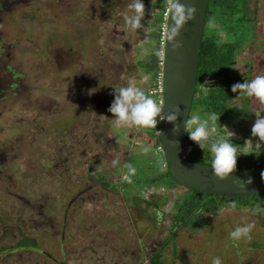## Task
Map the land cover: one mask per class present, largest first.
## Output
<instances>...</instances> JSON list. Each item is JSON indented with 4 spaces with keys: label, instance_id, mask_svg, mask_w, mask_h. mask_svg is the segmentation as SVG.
<instances>
[{
    "label": "rangeland",
    "instance_id": "rangeland-1",
    "mask_svg": "<svg viewBox=\"0 0 264 264\" xmlns=\"http://www.w3.org/2000/svg\"><path fill=\"white\" fill-rule=\"evenodd\" d=\"M130 2L77 0L60 11L70 13L60 22L55 21L56 11L43 12L41 17L49 21L38 23L36 34L27 35L30 41L36 35L40 47H28L34 58L28 63L32 76L25 82V100L0 117V150L7 148L10 156L4 165L7 173H0V248L15 241L9 247L15 264H50L33 251L37 248L54 255L61 264H147V254L166 243L171 203L181 189L168 190L164 182L149 187L146 178L155 171L146 164L161 162L163 155L159 148L147 154L142 151L150 144V128H117L108 111L115 89L129 83L148 90L157 101L162 99L158 93H149L150 81L142 70L152 52L149 42L161 2L142 0L145 15L138 30L124 20ZM235 6H243L242 11L214 15L205 28L211 33L230 28L223 37L239 44L230 71L249 81L264 74V0H236ZM77 37L81 39L75 41ZM67 50L71 51L68 58L57 64L54 52ZM229 106L228 120L219 126L235 133L231 142L240 146L238 151L244 154L239 156L264 152V142L251 134L256 116H264V103L238 92ZM192 109L188 118L207 116L201 108ZM218 131L228 137L226 129ZM185 132L188 134L187 129ZM114 159L119 163L114 165ZM125 164L136 169L130 183L123 180L128 173ZM25 200L35 206L22 207ZM149 201L157 207L145 205ZM39 203L46 207L43 216L36 207ZM252 210L221 205L213 214H201L196 232L191 234L186 228L176 232L175 257L170 246L162 249L161 263L212 264L219 257L222 264H264V211L253 214ZM157 213L161 214L159 220ZM41 220L59 223L52 228L54 234ZM246 223L255 225L251 239L233 240L230 233ZM19 231L35 243L22 239ZM7 233L13 241L1 236Z\"/></svg>",
    "mask_w": 264,
    "mask_h": 264
},
{
    "label": "trees",
    "instance_id": "trees-1",
    "mask_svg": "<svg viewBox=\"0 0 264 264\" xmlns=\"http://www.w3.org/2000/svg\"><path fill=\"white\" fill-rule=\"evenodd\" d=\"M160 2L159 11L158 13L156 12L157 19L154 24L155 30L151 33L150 37L152 43L149 42L152 52L147 55V58L142 64V70L148 75L151 90L155 87L156 78L161 71L158 66L159 56L157 55V51L162 24V13L164 11L166 0H160ZM235 2L236 0H207L197 59L195 78V89L197 92L195 97L192 96V105L190 107L195 110L201 108V111L206 115L213 112L217 113L219 115L218 125L227 122L228 115L231 111L229 100L238 93L232 92V86L236 83H243L245 79L236 74L232 75V72L230 71V67L233 64L234 53L239 46L237 42L226 40L225 37H223L226 36L230 28H226V30L212 31L211 33L207 32L205 27L208 20L214 15L219 13L232 15L238 11L241 12L243 6L238 9L235 6ZM145 92L148 94V90H145ZM245 97L248 98L246 95ZM242 112H246L245 107L242 108ZM161 123L162 121H160L154 129L150 128V131L147 133L151 151L159 148L158 135ZM181 150L188 161L211 167L212 154L208 147L206 146L203 150L198 145L193 147L189 135L186 132L183 134L181 141ZM162 161H165L163 155ZM146 165L148 170L151 169L152 171H155L154 175L146 178L149 187H154L164 182L168 190H174L178 187L182 192L179 196L174 198L171 203L173 212L171 223L167 228L168 235L164 238L166 243L156 251L147 254V264H162L161 251L168 246L171 247L172 255L175 257L176 248L174 238L176 232L181 228H186L191 234L196 232L201 214H213L221 205H228L230 207V201L236 202V208L255 209L254 207H258L264 211V194L236 196L214 194L201 195L177 184L170 176L168 170L166 172L159 171L160 162H153V164H150V167L148 164ZM261 166H264V152L254 151L253 153L239 156L236 169L256 168ZM122 185H124V183ZM164 200L167 201L168 196H165ZM145 205L152 208L157 207L156 203L151 201L146 202ZM140 212L143 213L144 211L140 210ZM28 241L33 244L35 243L32 239ZM253 247L260 248L262 246L259 244H253ZM143 258L145 259V257ZM137 264L142 263L139 261Z\"/></svg>",
    "mask_w": 264,
    "mask_h": 264
},
{
    "label": "clouds",
    "instance_id": "clouds-1",
    "mask_svg": "<svg viewBox=\"0 0 264 264\" xmlns=\"http://www.w3.org/2000/svg\"><path fill=\"white\" fill-rule=\"evenodd\" d=\"M172 17L176 21L177 26H173L169 32L168 39L172 42V49L177 50L182 47V42L176 38L179 35L178 25H182L190 20L195 19L197 9L191 5H185L180 0H170ZM127 13L124 15L126 24L133 30H138L143 27L141 21L145 15V5L142 0H131L127 5ZM165 9V7H164ZM170 10V7H169ZM169 14V12H168ZM168 18V16H167ZM167 22V20H166ZM162 26V24H161ZM166 34V23H165ZM165 45V44H164ZM159 49V40H158ZM159 56V52L157 51ZM164 58V47H163ZM160 62V61H159ZM163 64V59H162ZM162 64L158 63L161 74L162 88ZM135 79L134 77L132 78ZM232 92H239V95L254 97L261 103H264V74L256 75L249 81L236 83L231 88ZM162 93V90H161ZM162 98V96H161ZM162 100V99H161ZM108 111L114 117L113 123L117 128L121 127H139V128H156L160 121H167L173 124V131L179 129L177 123L178 118L182 114L179 105H173L170 111H165V105L162 101L158 102L152 96L148 95L145 90L136 83H129L126 86H121L114 91V99L108 108ZM256 120L252 126L251 134L253 137H258L260 142H264V116H256ZM219 115L215 112L202 117L200 114H194L191 118H187L184 123L185 130H188L189 139L196 143L202 150L207 146L212 154L211 170L213 175L220 181L229 178L230 174L235 172L237 160L240 154L238 148L240 146L231 142V138L235 136L234 132L229 131L226 127L218 125ZM224 128L228 132V137L224 138L219 134L218 129ZM251 143L246 140L245 143ZM261 147L260 143L255 144ZM142 151L147 154L151 151V146H144ZM250 154V153H247ZM118 160H113V164H118ZM128 173L123 176L125 182H131V176L135 174L136 169L131 164H125ZM168 170V162L161 161L159 171L166 172ZM261 178L264 179V172L261 173ZM232 183L239 188H244L252 183L251 178L246 181L234 179ZM230 208L235 210L237 204L235 201H230ZM261 209H253L255 214ZM161 218V214L157 213V219ZM255 227L254 223H246L237 226L231 233L230 237L233 240L241 238L251 239V231ZM212 264H222L219 257H214Z\"/></svg>",
    "mask_w": 264,
    "mask_h": 264
},
{
    "label": "water",
    "instance_id": "water-1",
    "mask_svg": "<svg viewBox=\"0 0 264 264\" xmlns=\"http://www.w3.org/2000/svg\"><path fill=\"white\" fill-rule=\"evenodd\" d=\"M180 2L194 6L197 11L194 20L178 25L179 35L176 39L182 42V47L177 50L172 49V42L168 39L171 28L177 26L172 17L171 6L166 22L162 64V102L165 105V111H170L173 105H179L182 110L177 121L179 129L174 132L173 124L162 121L158 135L159 149L164 160L168 162V172L181 187L201 195L264 194V179L261 178L264 166L236 169L228 179L220 181L213 175L211 167L188 161L181 150V141L185 133L184 123L188 118L195 88L199 42L207 0H180ZM249 178L252 183L244 188L236 187L232 183L234 179L246 181Z\"/></svg>",
    "mask_w": 264,
    "mask_h": 264
},
{
    "label": "flooded vegetation",
    "instance_id": "flooded-vegetation-1",
    "mask_svg": "<svg viewBox=\"0 0 264 264\" xmlns=\"http://www.w3.org/2000/svg\"><path fill=\"white\" fill-rule=\"evenodd\" d=\"M76 2L77 0H0V117L4 111L8 112V110L13 108V105L18 104L19 102L23 104L22 101L25 100L24 95L27 91L25 82L32 76L30 73H28L30 70L28 63H31L34 58L33 55H30L28 47L30 45L31 49L34 48L35 50L36 48L40 47L38 42L35 41L36 35L34 36V41H30L29 39L31 35L36 34L38 31V23L45 21V19L48 20L47 17H41V14L43 12L52 13L53 11H56L60 15L57 16L55 12V21L60 22L61 17L65 19V17H68L70 14L64 11L65 15H63V13H60V11L68 9L70 7L68 5H75ZM26 19L29 21L33 20L37 23L35 25H29L28 22L25 21ZM28 34L30 35L29 37L27 36ZM55 35L56 34H54V36ZM86 38H89V36ZM79 39L81 38L77 37L75 38V41H78ZM70 53V50H67V52L55 51L54 56L57 64H61L63 61H65ZM0 152L2 151L0 150ZM9 157V151L7 148H4L2 155L0 154V173L5 172L6 169L4 165ZM5 173H7V171ZM9 194L13 195V193ZM20 204L22 207L27 208L28 210L30 207L35 206L31 200L22 201ZM36 207L37 209H40L39 214L43 216L44 214L42 215L41 213H44L43 211L46 209V207H43L42 203H39ZM66 212L67 211L64 210V216L66 215ZM41 221L48 225L50 232L52 228L59 225L56 220ZM65 221L66 220L63 219L62 222H60V240L63 239L62 230H65ZM21 226H23L22 222ZM19 234L24 240L28 241L31 239H27V237L23 233H20V231ZM51 234H54L53 230ZM1 236L13 241L12 235L8 233L5 235L2 234ZM14 243L15 241L12 244ZM12 244L6 246L5 249H2V247L0 248V260L2 261V264H15V260H13V251L9 248L12 246ZM59 246L60 247L58 251L61 254L63 249L61 244ZM161 247L162 245H159L153 250L156 251ZM153 250L152 252H154ZM33 251L41 255L43 259H46V261L50 264H61L60 261L56 260L54 255L46 252L45 250L37 248ZM27 252L31 251L28 250Z\"/></svg>",
    "mask_w": 264,
    "mask_h": 264
},
{
    "label": "built area",
    "instance_id": "built-area-1",
    "mask_svg": "<svg viewBox=\"0 0 264 264\" xmlns=\"http://www.w3.org/2000/svg\"><path fill=\"white\" fill-rule=\"evenodd\" d=\"M169 7H170V0H166V4H165V9L162 13V26H161V29H160V38H159V49H158V52H159V65L161 66L162 64V59H163V47H164V44H165V23H166V20H167V16H168V12H169ZM161 74H159L156 78V85L155 87L152 89V90H149V93H158L161 95ZM162 101L161 99L158 101L160 102Z\"/></svg>",
    "mask_w": 264,
    "mask_h": 264
}]
</instances>
